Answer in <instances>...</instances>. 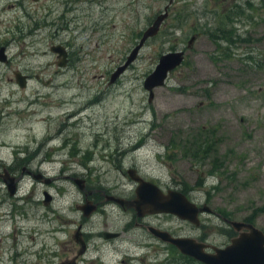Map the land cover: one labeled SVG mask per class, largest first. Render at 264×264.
<instances>
[{
  "label": "rangeland",
  "instance_id": "obj_1",
  "mask_svg": "<svg viewBox=\"0 0 264 264\" xmlns=\"http://www.w3.org/2000/svg\"><path fill=\"white\" fill-rule=\"evenodd\" d=\"M165 9L159 33L110 84ZM56 44L69 47L64 67ZM0 45V166L44 177L23 173L14 197L0 190V264H67L78 227L89 251L76 264H202L134 222L217 248L235 237L223 219L264 232V0H0ZM175 51L185 62L149 101L145 78ZM14 71L31 77L24 89ZM211 135L217 145L194 155ZM129 169L213 213L198 227L138 218L111 200L136 198ZM87 203L89 217L78 208Z\"/></svg>",
  "mask_w": 264,
  "mask_h": 264
},
{
  "label": "water",
  "instance_id": "obj_2",
  "mask_svg": "<svg viewBox=\"0 0 264 264\" xmlns=\"http://www.w3.org/2000/svg\"><path fill=\"white\" fill-rule=\"evenodd\" d=\"M37 1V0H33ZM167 10L157 15L152 24L142 33L137 45L131 50L126 61L119 66L110 77V84L126 71V69L135 61L140 50L148 39L155 37L163 21L167 18ZM195 38L192 37L188 42L190 46ZM62 59L59 67L66 64V53L64 49L52 48ZM184 52H169L163 54L158 59V63L154 71L145 78L144 89L148 92L149 101L153 98V90L165 85V81L173 70L179 67L183 61ZM6 57L3 55V49H0V62H5ZM15 81L19 88H25L27 83L25 77H21L19 73H15ZM47 84V83H46ZM3 179L10 194H14V179L8 178L9 174L5 170ZM127 174L131 180L137 183L135 189L136 198L132 201L111 198V200L121 206L123 210L133 208L138 218H144L146 215L167 214L176 216L182 221H186L198 227L200 225L199 216L203 214H212L213 211L207 206H197L192 203L186 195L179 191H167L164 193L155 184L143 180L136 175V171L129 169ZM80 190L84 191L83 181L75 180ZM50 198L46 195L45 203ZM82 211L83 216L89 217L94 211L95 206L89 203L78 207ZM229 228L235 232V237L231 238L230 243L223 248L211 247V252H207L208 245L197 242L190 238H182L171 236L167 231L156 229L152 226L148 227V232L164 243L171 244L184 256L193 258L202 264H264V232L255 225L243 221L223 219ZM79 231H77V235ZM108 237H116L117 234H106Z\"/></svg>",
  "mask_w": 264,
  "mask_h": 264
},
{
  "label": "flooded vegetation",
  "instance_id": "obj_3",
  "mask_svg": "<svg viewBox=\"0 0 264 264\" xmlns=\"http://www.w3.org/2000/svg\"><path fill=\"white\" fill-rule=\"evenodd\" d=\"M44 1H46V0H37V3H39V2H44ZM36 2V1H35ZM43 7V6H42ZM157 17V16H156ZM155 17V18H156ZM154 18V19H155ZM154 21V20H153ZM152 21V22H153ZM165 21V20H164ZM152 22L149 24V26L152 24ZM164 25V23L161 25V27ZM148 26V27H149ZM161 27H160V29H161ZM41 28V27H40ZM39 27H36V29H40ZM160 29H159V31H160ZM159 33V32H158ZM245 33V32H244ZM194 37V36H193ZM139 39H140V37H139ZM240 39V38H239ZM249 39V38H248ZM245 41V38L244 39H242V42H244ZM139 42V41H138ZM241 42V41H240ZM232 43H234V40L232 39ZM137 45V41L135 42V44H134V47ZM133 47V48H134ZM5 48V46H3V45H0V49H4ZM52 48H57V49H59V50H61V49H64V51H65V53H66V64H67V62H69L70 61V53H69V47L68 46H63V45H61V44H56V45H53V46H51L50 47V51L52 52V53H54L55 55H57V62H56V64L58 65V64H60L61 63V61H62V59L60 58V56L57 54V53H55V52H53L52 51ZM132 48V49H133ZM175 52H177V51H175ZM5 57H6V60H5V62H0V65H2V64H5V63H7V61H8V59H7V56L6 55H4ZM136 60V59H135ZM185 62V52H184V56H183V61H182V63H181V65L179 66V67H181L182 65H183V63ZM65 64V65H66ZM123 65V64H122ZM121 65V66H122ZM179 67H177L176 69H178ZM175 69V70H176ZM175 70H173L172 72H174ZM171 72V73H172ZM15 73H19L20 74V76L21 77H25V81H26V83H28L29 81H30V76L29 75H26V74H24L23 72H21V71H14V81H15ZM169 75H170V73H169ZM169 75H168V77H169ZM122 76V75H121ZM120 76V77H121ZM119 77V78H120ZM168 77H167V79H168ZM36 79H39V77H35ZM167 79H166V81H167ZM10 80H13V79H10ZM117 81V80H116ZM16 82V81H15ZM214 129H212L211 131H213ZM208 144L209 145H207V146H216L217 144H216V142H215V140H213V136L211 135L210 137H209V139H208ZM196 153V152H195ZM7 171L8 172V174H9V176H8V178H12V179H14V182H15V190H14V194H10V189L7 187V185H6V182H5V180L3 179V176H5V174H4V171ZM132 170H134V171H136L135 169H132ZM23 173H28L29 175H31V176H33V178L34 179H37V180H42L44 177H43V175L41 174V173H37V174H35V173H32V172H30V170L28 171L27 169H25V168H23ZM22 173V175H19V176H16V175H14V173H12V171H10L9 170V168H7L6 166H4V165H1L0 166V181L1 182H3L4 183V185H5V187L3 186V184L0 182V190L1 189H6V191H7V193H8V195L10 196V197H14L16 194H17V190H18V185H19V182H20V180H22L21 179V177L23 178V176H24V174ZM13 174V175H12ZM136 175H138L139 176V174L137 173V171H136ZM140 177V176H139ZM144 180V179H143ZM146 181V180H145ZM149 182V181H148ZM83 183H84V181H83ZM152 183V182H151ZM154 184V183H153ZM157 186V185H156ZM175 188H177V187H175ZM168 191H169V189H168ZM170 191H174V190H170ZM86 192V190H85V186H84V193ZM167 192V191H166ZM199 206V205H198ZM97 207V206H96ZM158 215H161V214H158ZM164 215H167V214H164ZM143 219V218H142ZM134 225L135 226H137L136 228H142L145 232H148V227H150L151 225H148V224H144V223H139V222H134ZM152 227H154V228H156V229H159V230H162V229H160L159 227H156V226H152ZM77 231H79V234L77 235ZM164 231V230H163ZM106 234H117V236L116 237H108ZM148 236H149V238H151V239H153V240H155V241H157V242H159L160 244H162V245H168V246H172V247H174L173 245H171V244H167V243H164V242H162L161 240H159V239H157L156 237H154L153 235H151L149 232H148ZM173 236H175V235H173ZM73 237H74V242H76L77 244H78V248H79V250L77 251V252H75V256H74V258L71 260V261H69L67 264H76V262L77 261H79L81 258V256L82 255H84L85 253H87L88 251H89V240L87 239V236L81 231V227H78L77 228V230L75 231V233H74V235H73ZM102 237L104 238V240L105 239H108V240H110V239H117V238H120L121 237V235L119 234V233H111V232H108V233H106V232H103L102 233ZM176 237V236H175ZM178 237V236H177ZM200 243H202V242H200ZM204 244H206V245H208L209 246V248L208 249H206V251L207 252H211V247H213L212 245H209V244H207V243H204Z\"/></svg>",
  "mask_w": 264,
  "mask_h": 264
},
{
  "label": "trees",
  "instance_id": "obj_4",
  "mask_svg": "<svg viewBox=\"0 0 264 264\" xmlns=\"http://www.w3.org/2000/svg\"><path fill=\"white\" fill-rule=\"evenodd\" d=\"M218 38H220L221 40H224L226 42H229L230 44H233L232 43V34L229 35V34H222L221 36H216ZM209 144H207L206 142H202L201 144H195V147H196V153L194 155H197L199 154L201 151L204 155L207 154V151H209L210 149V146H207ZM198 151V152H197ZM195 159L197 160H202L200 156H196Z\"/></svg>",
  "mask_w": 264,
  "mask_h": 264
},
{
  "label": "bare ground",
  "instance_id": "obj_5",
  "mask_svg": "<svg viewBox=\"0 0 264 264\" xmlns=\"http://www.w3.org/2000/svg\"><path fill=\"white\" fill-rule=\"evenodd\" d=\"M3 55H5V54H4V49H3ZM15 83H16V82H15ZM18 87H19V86H18ZM23 89H24V88H23ZM3 207H4V206H3V205H1V206H0V209H1V208H3ZM0 211L2 212V211H3V209H2V210H0ZM1 212H0V213H1ZM2 215H3V214H2ZM175 217H176V216H175ZM179 220H180V219H179ZM181 221H182V220H181ZM188 223H189V222H188ZM0 224H1V223H0ZM190 224H191V223H190ZM168 233H169V232H168ZM169 234H170L171 236H173V234H171V233H169ZM176 237H177V236H176Z\"/></svg>",
  "mask_w": 264,
  "mask_h": 264
}]
</instances>
